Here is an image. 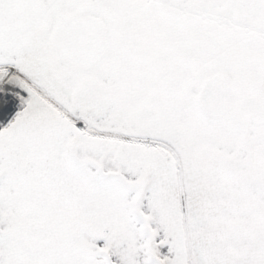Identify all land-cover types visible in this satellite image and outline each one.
I'll use <instances>...</instances> for the list:
<instances>
[{
	"label": "snow or ice",
	"instance_id": "obj_1",
	"mask_svg": "<svg viewBox=\"0 0 264 264\" xmlns=\"http://www.w3.org/2000/svg\"><path fill=\"white\" fill-rule=\"evenodd\" d=\"M0 264H264V0H0Z\"/></svg>",
	"mask_w": 264,
	"mask_h": 264
}]
</instances>
